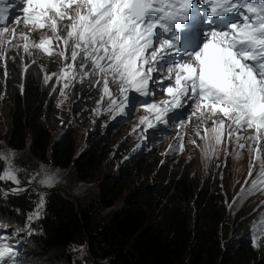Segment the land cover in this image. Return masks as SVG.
Listing matches in <instances>:
<instances>
[{
	"label": "snow or ice",
	"instance_id": "1",
	"mask_svg": "<svg viewBox=\"0 0 264 264\" xmlns=\"http://www.w3.org/2000/svg\"><path fill=\"white\" fill-rule=\"evenodd\" d=\"M37 31L42 33L38 41L31 35ZM5 46L60 57L61 72L46 74L45 82L57 76V84L67 89L87 79L88 88L99 93L97 115L123 119L143 108L141 134L184 128L195 117L205 125L204 135L199 125L196 135L205 141L207 154L215 153L226 130L230 142L253 130L248 139L256 155L241 193L264 194V0H0V59ZM60 95L65 96L63 89ZM18 156L0 149V185L9 183L6 189L0 186V199L27 191L22 181L48 187L58 182L60 169L50 173L40 165L29 177L15 163ZM42 196L23 226L0 219V264H21L18 249L8 241L37 231L33 223L44 214ZM250 235L253 247L264 241V217Z\"/></svg>",
	"mask_w": 264,
	"mask_h": 264
},
{
	"label": "trees",
	"instance_id": "2",
	"mask_svg": "<svg viewBox=\"0 0 264 264\" xmlns=\"http://www.w3.org/2000/svg\"><path fill=\"white\" fill-rule=\"evenodd\" d=\"M6 59V68L0 62V121L8 125L0 128V145L3 131L5 147L22 154L23 160L18 159L22 165L33 164L36 159L51 160L63 170L72 164L80 181L94 178L109 163L107 152L101 154L105 148L100 147V140L97 138L83 153L78 151L75 133L54 142L45 123L58 110L63 111L55 82H45L38 64L27 62L30 66L24 73L20 61ZM77 89L83 105L97 101L96 89L88 88V83ZM66 110L83 115L75 104ZM137 165L135 172L126 171L125 176L131 182L137 178L145 189L128 195L115 211L112 208L126 181L117 184L109 179L98 200L86 205L59 189L48 194L37 231L21 251V264H69L70 253L74 256L85 245L86 264H264V248L253 249L247 242L248 223L242 232V221L229 229L226 180L217 187L188 169L156 168V163L147 159ZM0 186L6 189L9 185ZM97 201L106 214L102 215ZM35 203L36 196L31 193L9 194L7 199H0V219L23 226ZM228 230L232 232L230 243L224 248L223 237L226 239ZM76 264L85 262L77 260Z\"/></svg>",
	"mask_w": 264,
	"mask_h": 264
},
{
	"label": "rangeland",
	"instance_id": "3",
	"mask_svg": "<svg viewBox=\"0 0 264 264\" xmlns=\"http://www.w3.org/2000/svg\"><path fill=\"white\" fill-rule=\"evenodd\" d=\"M32 38L36 41L39 40L40 36L42 35L41 32H33ZM23 43V42H22ZM21 43V44H22ZM7 46H5L6 48ZM28 53H25L22 48H11L8 51V56L10 59H15L23 63L26 59L30 61V64H38L44 71L45 75H51L52 73H56L59 75L61 72V67L63 64L61 63L60 57H49L45 56L40 51L30 48ZM4 59H0V62H4ZM34 61V62H33ZM57 76H52V78H56ZM85 81V80H84ZM58 89L61 92L63 89L65 96L62 97L60 101V106H64L63 111L58 110L56 116L45 123L47 129H49L53 136L60 135L64 133L65 135H69L70 133H75V141L78 144V151H82L86 149L89 145L94 146L97 138L100 140L99 145L102 149H104L102 155H105L106 152L110 150L109 156L106 158L108 164L104 165L103 168L97 173L94 178L88 179L86 181H80L77 177L76 170L72 164L68 167V169L63 170L60 169L58 174V182L51 187L39 185L44 188L51 190L53 187H57L59 191L62 190L63 194H70L81 203L89 204L92 203L94 200H98L99 192L103 185H107L110 183L109 179H113L117 184H120L124 181L127 182L125 185V189L123 190V194L121 195L120 199L115 203L114 207L112 208L113 211L120 209L126 197L131 195L132 193L145 189L144 184L141 186L140 182L137 178H134L131 182V178L125 176V172L129 171L131 174L135 172L137 166L135 162L132 160H127V156H130L132 152H138L140 154H147L148 151H153V156L156 158V168L160 165V161L163 164L167 161V163L171 161L179 160L180 163L177 166H184L185 169L195 173L201 178V172H207L212 174L213 176H217L222 171H226V190L230 194L236 193V199L232 202L228 207L227 201V209L230 215V224L229 229L233 225V218L236 215L237 211L241 208L242 204L245 203V210L248 211L252 208V214L250 215L251 218L255 217H264V207H262L257 212V204L259 200L262 198L263 194H252L248 196H242L241 190L242 188L246 189L247 185L245 184V178L248 169L250 168V164L252 162L249 160V156L243 152L240 154L233 153L229 151L228 155L223 157L222 155L215 156L213 159L210 158L209 154H205L204 151L200 150L199 148L195 149L190 147L188 151L184 152V150L179 151L176 154V151L173 149V154H171L166 160L163 157V154L167 152L171 142L166 141L163 144H159L155 142V138L151 136V143L145 146L140 147L139 149H135L134 143L138 138L139 134L135 135L133 132V128L139 123L140 118H137V113L133 112L130 115L124 117L123 119H117V124L115 126H110L109 122L111 121L110 114L107 115V118L104 119L101 115H97L93 110L89 111L88 114L83 115H75L67 112L66 107H68V95L66 94V89L63 88V83L58 84ZM99 95V93H97ZM99 98V97H98ZM107 101L100 105L101 109L106 106ZM95 106L93 109H95ZM88 110V109H87ZM127 111V110H126ZM6 116V115H5ZM63 121V127L61 126L60 122ZM8 125L7 122L3 123L0 121V128L4 129ZM65 125V126H64ZM67 127L66 129H64ZM135 135V136H133ZM4 133H1V145L0 149L7 150L8 148L5 147L6 142L2 141V137H4ZM63 136V137H64ZM61 138V137H60ZM88 138V140H87ZM129 144L132 146L131 149ZM121 145V147H120ZM119 148L123 150H128L126 152L125 157L122 161H115L117 157L120 156ZM101 151V150H100ZM132 151V152H131ZM218 152V150H216ZM17 152V151H15ZM19 153V152H17ZM23 160L22 154L19 153V156L16 158V163H19L18 159ZM143 159V158H139ZM115 161V162H114ZM126 161H129L126 162ZM225 163V166L222 163ZM40 165L47 166V169L50 173H55L56 168L55 165L51 162V160L42 161L39 159L35 160V163L30 165H23L27 174L32 175L34 172L40 171ZM173 167V165H171ZM212 167V168H211ZM121 168V169H119ZM170 169V168H169ZM180 170V169H178ZM25 175V172L23 173ZM22 174V175H23ZM39 178V177H38ZM108 181V182H107ZM35 185H38L35 181H33ZM103 182V184H101ZM105 182V183H104ZM233 184V185H232ZM233 187V188H232ZM232 188V190H231ZM123 189V188H122ZM97 205L100 209V204L97 201ZM101 210V209H100ZM102 215L106 214L107 212L102 211ZM230 230L227 231V237H223V245L228 246L230 241ZM232 233V232H231ZM9 243L13 244L17 248V241L9 240ZM224 250L222 249V252ZM73 256V255H72ZM70 262V258H69Z\"/></svg>",
	"mask_w": 264,
	"mask_h": 264
},
{
	"label": "bare ground",
	"instance_id": "4",
	"mask_svg": "<svg viewBox=\"0 0 264 264\" xmlns=\"http://www.w3.org/2000/svg\"><path fill=\"white\" fill-rule=\"evenodd\" d=\"M65 126V125H64ZM63 127V126H62ZM52 143V142H51ZM50 146V145H49ZM40 157V156H39ZM110 181V180H109ZM28 187V186H27Z\"/></svg>",
	"mask_w": 264,
	"mask_h": 264
}]
</instances>
